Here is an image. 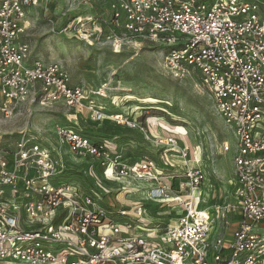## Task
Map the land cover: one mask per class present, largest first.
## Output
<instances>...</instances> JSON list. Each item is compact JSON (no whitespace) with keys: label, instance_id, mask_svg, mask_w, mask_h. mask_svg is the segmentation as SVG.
<instances>
[{"label":"built area","instance_id":"2783aa9c","mask_svg":"<svg viewBox=\"0 0 264 264\" xmlns=\"http://www.w3.org/2000/svg\"><path fill=\"white\" fill-rule=\"evenodd\" d=\"M38 1L0 0V115L32 116L37 107L61 105L63 118L74 120L54 122V146L33 137L30 128L13 142L0 138V260L264 264V0H80L102 13L78 16L63 29L88 44L105 38L115 52L151 44L174 78L194 77L233 131V179L227 190L214 188L198 164L167 175L152 159L121 158L106 147L110 142L92 134L90 126H107L105 117L117 126L135 125L119 114L107 115L92 92L72 84L61 64L31 59L24 37L29 9ZM166 139L161 144L169 146L168 153L188 159L179 140ZM231 149L224 142L219 150ZM65 152L74 161H94L87 174L101 193L59 183L66 172ZM120 180L138 191L144 182L146 201H159L164 211L151 212L168 219L147 226L140 218L150 211L138 202L128 210L116 208L112 199L108 206L99 203L114 192L121 195L124 189L108 185ZM205 181L215 203L197 209L193 194Z\"/></svg>","mask_w":264,"mask_h":264},{"label":"rangeland","instance_id":"374dc122","mask_svg":"<svg viewBox=\"0 0 264 264\" xmlns=\"http://www.w3.org/2000/svg\"><path fill=\"white\" fill-rule=\"evenodd\" d=\"M38 2L33 9H29L30 27L24 37L30 46L31 59L61 64L69 73L72 84L92 92L95 104L104 107L107 115L119 114L124 119L133 120L135 125L134 129L117 126L112 119L106 118L109 120L106 121L107 126H90L92 134L110 142L106 147L115 149L121 158L131 159V162H135L134 157L141 160L149 158L155 161L159 169L168 173L167 175L175 176L182 172L181 166L187 165L183 162L180 166L177 160L169 161L167 158L172 153H168L169 146L161 144V141L167 140L169 136L176 138L180 141V148L188 149V159L192 162H199L201 159L204 162L214 188H229V182L233 179V131L227 128L214 112L211 102L198 88L194 77L174 78L163 67L161 51L151 44H143L140 47L125 46L115 52L105 38L97 37L88 44L78 41L70 31L63 32L78 16L87 17L102 13L99 8H92L90 3L80 0ZM35 111L32 116L22 112L11 119H4L0 115V138L10 143L17 140L25 128H30L33 137L39 138L48 146H54V122L70 124L74 120L68 117L67 121L63 118L64 110L61 105L44 110L37 107ZM81 122L86 125V121ZM167 126L178 127L179 130L171 132ZM224 142L232 148L227 154H222L219 150ZM65 154L63 158L66 172L59 183L62 186L84 188L82 190L86 192L90 189L97 191L87 174L89 165L94 161H74L71 154ZM189 165L192 168L196 164ZM171 166L173 167L170 168ZM95 172L98 175V171ZM108 185L124 190L120 191L118 198L115 192L109 197L99 198L98 202L102 205H110L112 199L114 203L112 200L111 202L116 208L121 205L128 210L133 202H138L150 211L144 212L140 218L141 224L146 223L147 226L158 227L159 221L168 219L166 214L156 215L154 211L151 212L153 209H157L156 212L163 210L157 207L160 205L159 201H146L145 190L148 188L144 182L138 183L139 191L131 183L121 180L110 181ZM206 185L203 187L206 188ZM98 192L101 193L99 190ZM196 192L193 194V205L197 209H203L209 196L204 192ZM130 214L134 216V212ZM135 232L138 233V230ZM0 264L21 263L0 260Z\"/></svg>","mask_w":264,"mask_h":264},{"label":"bare ground","instance_id":"6f19581e","mask_svg":"<svg viewBox=\"0 0 264 264\" xmlns=\"http://www.w3.org/2000/svg\"><path fill=\"white\" fill-rule=\"evenodd\" d=\"M106 118H108L109 120L111 119L110 117H105V119H106ZM164 125H165V124H164ZM167 127L171 130V132H176V131L178 132V130H179L178 127H172V126H171V127H170V126H167ZM182 131H183V130H182ZM182 134H185V133L182 132ZM174 139H176V138H174ZM184 140H185V139H184ZM184 140H183V141H184ZM193 147H194V146H193ZM186 150L188 151L187 148H186ZM173 151H174V152H177V151H178V148H176V149L173 150ZM168 152H169V151H168ZM188 152H189V151H188ZM172 154H175L176 156L178 155V154H176V153H172ZM177 157H178V158H177ZM177 157H176L177 159H173V157H170V156H169L167 159H168L169 161H170V160H173V161H174V160H177V162H179L180 166H181V163L184 162L188 167H190L189 164H193V163H194V164H198V163L200 162V161H199V162H197V161L192 162L191 159L182 160V159L179 158V156H177ZM188 158H189V157H188ZM196 158H198V155H196ZM139 163H140V162H139ZM139 163H138V164H139ZM138 167L141 168L139 165H138ZM172 167H173V166H171L170 168H172ZM181 167H182V166H181ZM190 168H191V167H190ZM194 193H195V192H194ZM196 193H198V192H196Z\"/></svg>","mask_w":264,"mask_h":264},{"label":"crops","instance_id":"0c3cea01","mask_svg":"<svg viewBox=\"0 0 264 264\" xmlns=\"http://www.w3.org/2000/svg\"><path fill=\"white\" fill-rule=\"evenodd\" d=\"M91 133H93V132H91ZM169 156H170V157H173V158H176V157H177L175 154H171V155H169ZM177 158H178V157H177ZM198 166L203 167V168L206 170V172H207V169H206V166H205L204 163L199 162V163H198ZM207 173H208V172H207ZM206 183H207L208 185H206ZM204 185H206V188L203 187ZM204 185L201 187L200 190H198V193L204 192L207 196H209L208 203H207L206 205H204V207H203V208H206V207H209L210 204L212 205L213 203H215V200L213 201V199H212V195H211V192L209 193V191H211V188H210V184H209V182H208V181H205ZM229 185L231 186V183H230V182H229ZM202 188H204V189H202ZM208 205H209V206H208Z\"/></svg>","mask_w":264,"mask_h":264}]
</instances>
